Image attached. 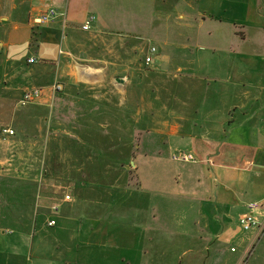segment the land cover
Instances as JSON below:
<instances>
[{
    "label": "crops",
    "instance_id": "obj_1",
    "mask_svg": "<svg viewBox=\"0 0 264 264\" xmlns=\"http://www.w3.org/2000/svg\"><path fill=\"white\" fill-rule=\"evenodd\" d=\"M130 3L149 11L150 35L161 40L162 55L157 50L152 65L175 71L180 86L189 79L199 88L195 96L180 98L187 108L174 106L171 120L154 128L142 124L139 145L143 168L159 165L156 153L162 151L200 156L201 164L177 161L188 172L181 182L171 179L190 192L168 193L155 176L109 173L106 168L117 167L115 159L97 161L99 169L88 171L83 159L65 162L62 176L70 185L55 202L38 193V176L1 175L0 264H263L264 210L258 212L261 230H242L239 218L249 203L264 202V143L254 139L257 120L264 119L262 61L245 62L240 47L252 36L264 39V0ZM50 9L57 18L35 26L33 19ZM92 10L100 15L84 31ZM102 10L93 0H0L2 96L7 93L18 105L25 91L40 88L42 98L33 105L53 101V84L68 75L63 61L72 54L63 50L66 40L93 30L120 33L111 26V13ZM148 29L141 24L125 35L145 39ZM31 56L39 59L36 64L26 61ZM242 134L250 136L245 145ZM206 166L215 177L210 175L204 189ZM214 183L220 186L216 204ZM52 220L55 226H49Z\"/></svg>",
    "mask_w": 264,
    "mask_h": 264
},
{
    "label": "rangeland",
    "instance_id": "obj_2",
    "mask_svg": "<svg viewBox=\"0 0 264 264\" xmlns=\"http://www.w3.org/2000/svg\"><path fill=\"white\" fill-rule=\"evenodd\" d=\"M93 2L103 7L105 15L111 13L115 20L110 23L111 26L124 34L98 35L93 30L68 38L63 48L72 54L63 61L66 65L64 72L68 75L58 77L56 82L62 84L63 90L55 94L53 101L20 108L14 97L7 93L2 96L5 84L0 80V160L4 161L0 165V176H38L42 182L36 183L38 193L55 202L70 185L62 176L67 169L65 162L83 159L86 163L84 170L88 171L99 169L97 161L115 159L117 167L106 168L109 173L155 176L161 179L168 193L190 192L181 188L182 183L176 184V179L181 182L187 174L188 166L172 159L175 151H162L161 155L156 153L158 167L151 165L143 168L141 164L146 158L139 145L142 124L154 128L158 121L171 120L174 106L176 109L187 108L180 103V98L195 96L199 88L195 86V81L189 79L184 81L187 85L180 86L173 76L175 71L165 72L159 63L145 64L144 58L151 46L158 50L157 55H162L161 40L151 36L148 29L149 11L139 12L141 7L130 3V0ZM91 14L96 18L100 15L98 10H92ZM141 24L148 29L143 34L145 39L125 35ZM240 47L245 62L256 58L262 61L260 66L264 79V39L257 42L252 36ZM259 48L261 53L257 52ZM85 69L92 74H86ZM25 70L26 66H22L19 71ZM257 123L254 139L260 137L264 143V119L259 118ZM4 128H12L15 135L8 137L3 133ZM241 138L240 143L245 145L250 136L242 134ZM232 151L236 153L238 150L233 148ZM192 155L201 164L200 156ZM132 161L134 168H131ZM228 161L232 163L231 159ZM212 169L210 166L202 169V176H206L204 189L211 180L210 175L214 176ZM172 178L175 180L172 181ZM147 185L149 183L146 182ZM219 188L214 183L213 204L217 202Z\"/></svg>",
    "mask_w": 264,
    "mask_h": 264
},
{
    "label": "built area",
    "instance_id": "obj_3",
    "mask_svg": "<svg viewBox=\"0 0 264 264\" xmlns=\"http://www.w3.org/2000/svg\"><path fill=\"white\" fill-rule=\"evenodd\" d=\"M58 12L55 9H50L40 16L36 17L33 19V24L35 26H42L50 23L52 20L57 18ZM95 20L94 16L89 17L85 24L82 26V30L84 31H89L91 29V26ZM157 52L156 48H151L149 55L145 58V64L147 66H150L153 64L154 59L153 56ZM38 58L36 56H31L28 58V64H36L38 62ZM53 90L55 93L61 92L63 90V86L60 83H56L53 86ZM43 92L42 89L40 88H34L31 90L25 91L19 102L18 105L21 108H25L29 106L30 104L35 103L36 101H39L42 98ZM3 133L6 134L7 136H13L15 135V131L12 128H4ZM173 159L176 161H195L196 158L192 154H188L185 152H178L174 154ZM65 200L69 201L71 199L70 195L65 196ZM248 212L244 215H242L239 218V226L241 227L242 230L246 232H250L252 230H261V224L258 219V212L261 210H264V202H251L247 206ZM53 210L57 212L59 210V204H56L53 206ZM49 226H55L56 221L52 220L49 223Z\"/></svg>",
    "mask_w": 264,
    "mask_h": 264
},
{
    "label": "water",
    "instance_id": "obj_4",
    "mask_svg": "<svg viewBox=\"0 0 264 264\" xmlns=\"http://www.w3.org/2000/svg\"><path fill=\"white\" fill-rule=\"evenodd\" d=\"M119 81L123 82V80H119Z\"/></svg>",
    "mask_w": 264,
    "mask_h": 264
}]
</instances>
